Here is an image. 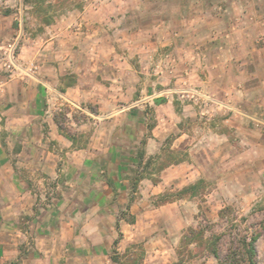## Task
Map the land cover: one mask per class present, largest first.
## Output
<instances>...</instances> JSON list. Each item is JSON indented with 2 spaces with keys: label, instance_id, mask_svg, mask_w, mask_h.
I'll return each mask as SVG.
<instances>
[{
  "label": "rangeland",
  "instance_id": "obj_1",
  "mask_svg": "<svg viewBox=\"0 0 264 264\" xmlns=\"http://www.w3.org/2000/svg\"><path fill=\"white\" fill-rule=\"evenodd\" d=\"M36 1L0 0V161L35 199L32 215L0 227V264L35 252L34 220L52 211L75 223V264L89 263L80 256L90 251L98 253L92 264H115L114 251L136 264H264L262 5L250 0L246 20L245 0H42V11ZM84 72L91 94L73 98L79 105L55 91ZM39 79L41 114L31 111ZM25 101L24 121L38 129L11 124ZM56 117L73 141L59 128L64 140L52 138L44 119ZM30 141L37 146H24ZM84 148L92 161L76 167L70 157H84ZM140 150L153 157L149 166L138 163ZM35 158L56 161V174ZM200 179L196 194H176ZM191 227L204 239L183 241ZM216 235L220 258L208 248Z\"/></svg>",
  "mask_w": 264,
  "mask_h": 264
},
{
  "label": "crops",
  "instance_id": "obj_2",
  "mask_svg": "<svg viewBox=\"0 0 264 264\" xmlns=\"http://www.w3.org/2000/svg\"><path fill=\"white\" fill-rule=\"evenodd\" d=\"M254 1L255 2L257 1L258 3L262 5V7L258 10L259 15L256 14L255 17L257 16L259 20L264 22V0H254ZM252 3L253 2L250 0L249 2L248 0L244 1V5L247 10H248L247 5H251ZM250 15H251L250 10H248L246 13H244V17H245L244 19L249 20ZM247 28L248 26L245 27V29ZM237 44L238 43L236 42V39H234V41L232 42V46H234V48H237ZM85 80H86V73L84 72V74H81L78 77L77 82L74 85L69 86L65 92H61L57 88H54V89L61 97L71 102H74L76 105H79L73 98L80 100L84 98L83 96H89L91 94V91L85 85ZM262 80L264 81V78ZM39 81L42 82L41 84H39L40 86L39 89L41 91L39 90L36 91L34 93V97L33 96L31 97V101L36 99L35 105L32 104L33 110L31 109V111H33L34 113L41 114L43 109H41L40 105L38 104V100L40 99L41 95L45 96V88L43 86L46 83L44 82L43 79H39ZM12 98L13 97H9L8 100ZM31 101H25L26 107L24 106V108L26 109L25 110L21 109L22 118L18 120H14V121L12 120L11 121L12 126H14V124L15 125L22 124V125L27 126L28 130H30L33 127L35 128V126H36V129H38V124L36 123L30 124V121H28V123L27 121L26 122L24 121L29 116L30 112L27 110V106L29 105ZM27 102H28V105H27ZM22 105H24L23 101H22ZM48 112L49 110H44L43 114L44 113L47 114ZM1 113L4 114V112L2 111ZM44 120H46L49 126L50 133H52V138H56L60 141H63L64 140L63 135L58 130V126L55 120L53 118L52 119L48 118ZM183 137L184 135L182 134L180 138H183ZM153 140H155V138L151 137L150 142H152ZM29 144L30 146L32 145V147L37 146V143L33 141L32 142L30 141L28 145H24V146H29ZM66 145L69 147L71 145V141L70 143H66ZM153 146H154V143H150V148H151L150 151H152ZM81 150L83 149L73 150V151L76 153ZM84 151L86 153L84 157L76 156V154L74 155V158L70 157V159L72 160V161L70 160L71 164L75 165L76 167L78 166L82 167L84 164L90 163L93 157L88 155L89 150L87 151L86 148H84ZM35 160H36V164H39L40 169L43 172H45L47 175L53 176L54 174H56V161L52 162V161H48L45 159H39L38 161V158H35ZM3 184L5 186H3ZM0 195H4V203H2L1 208H0V214L3 216V220H4L3 225H0L1 228L8 229L9 227L15 226L14 220H16L15 218H17L20 214H29V215L33 214L35 199L31 195V191L26 188V185L24 184L22 177L14 169V166L11 163H9V161H5V160L0 161ZM119 201L122 202L121 200ZM122 207H123V204H122ZM45 218H46V215L41 213V215L38 216V219L34 220L33 225L36 228L35 229L36 234L34 235V238H33L35 252L31 253L30 257L24 258L22 264H40L42 257L44 258V260L46 259L47 261H49V264H59V261L61 260L59 259L60 256H63V259L65 262H67V264L68 263L75 264L73 260L76 259L77 256L74 253H72L70 250L72 240L75 237L74 221L68 216L61 217V219L59 220L58 216L54 215V211H52V213L48 215V218L46 219ZM56 244L62 250L61 253L58 252L59 248L56 252H54L55 251L54 246ZM50 245H51V248L49 249L47 246H50ZM97 256H98V253L93 254L90 251V252H85L83 254V257L80 256V258L84 260L89 259V263L87 264H92L93 261L91 260H93V258H97Z\"/></svg>",
  "mask_w": 264,
  "mask_h": 264
},
{
  "label": "trees",
  "instance_id": "obj_3",
  "mask_svg": "<svg viewBox=\"0 0 264 264\" xmlns=\"http://www.w3.org/2000/svg\"><path fill=\"white\" fill-rule=\"evenodd\" d=\"M42 0H39V1H36L34 2V5L35 6H39L38 7V10L42 11V10H45L44 7H43V4H42ZM80 7H82V5H80ZM53 18L54 16H45L43 17V19L45 20L46 23L50 24L52 21H53ZM56 121H57V124H58V128L60 129V131L62 132L63 135H65L68 139L72 140L74 139V136L67 130V128L57 119L56 117ZM153 128V125H150V129L152 130ZM146 153L144 150H140L138 152V155L136 156L137 157V160H138V163L139 164H142L145 162V165L146 166H149L152 162V156H150L149 158L146 159L145 157ZM140 182V178H135L133 180V190L135 191L137 189V186H138V183ZM203 182L202 179L198 180L197 182H194L190 185H187L185 187H183L181 190L178 191V193H176L177 195H180L181 197L184 195V194H187V193H192V194H196L197 191H198V187L199 185ZM108 184L110 186H113V180L112 179H109L108 180ZM115 190V188H114ZM164 197L163 201H168L170 199V197L167 196V193L162 195ZM132 198H134L132 196ZM131 198V199H132ZM116 226L118 229H120V218L117 219V222H116ZM122 233L120 232V235ZM190 234L192 235H198V238H200L201 240L204 239V231L203 230H198L194 227H191L188 232H186L184 234V237H183V241H187V239L189 238ZM221 239V236L220 235H216L214 236V238L211 239L209 245H208V248L209 250L217 257V258H220V250H219V245H218V242L219 240ZM258 239V235H254L251 239V241L248 243V246H249V253L251 254V256H255L256 254V246H255V242L257 241ZM119 243V239H116L114 241V244H118ZM142 250V249H141ZM232 256L231 255H227V263H230V261L232 260ZM112 259L113 261L115 262V264H136V259H132L131 256H129V254H124V256H121L120 253H118L117 251H114V254L112 255ZM142 261V259H141ZM254 262V259H252V263Z\"/></svg>",
  "mask_w": 264,
  "mask_h": 264
},
{
  "label": "water",
  "instance_id": "obj_4",
  "mask_svg": "<svg viewBox=\"0 0 264 264\" xmlns=\"http://www.w3.org/2000/svg\"><path fill=\"white\" fill-rule=\"evenodd\" d=\"M165 100V98L164 97H157L156 99H155V101L157 102V103H161V102H163Z\"/></svg>",
  "mask_w": 264,
  "mask_h": 264
}]
</instances>
